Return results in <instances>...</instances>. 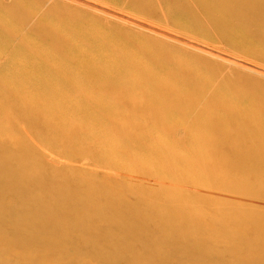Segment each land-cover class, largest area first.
<instances>
[{
  "label": "bare ground",
  "instance_id": "1",
  "mask_svg": "<svg viewBox=\"0 0 264 264\" xmlns=\"http://www.w3.org/2000/svg\"><path fill=\"white\" fill-rule=\"evenodd\" d=\"M39 3L0 10V264H175L159 244H194L187 264H264L263 82L166 69V47L61 8L37 19ZM172 3L165 14L264 59V0Z\"/></svg>",
  "mask_w": 264,
  "mask_h": 264
},
{
  "label": "rangeland",
  "instance_id": "2",
  "mask_svg": "<svg viewBox=\"0 0 264 264\" xmlns=\"http://www.w3.org/2000/svg\"><path fill=\"white\" fill-rule=\"evenodd\" d=\"M15 1L16 0H0L1 12L2 10L3 12L9 11L15 5ZM38 1L42 3L37 4V7H33L30 5L32 8H34V10L33 9L32 10H33V13L36 14L35 17L37 16V19L40 16L43 17L42 14L43 13L45 14L47 12V7L48 9L61 8V9L66 10V12L70 11V12H73L74 14H77V15L79 14V16L83 17L84 19L89 20L90 21L89 23H91L90 25L94 24L93 26H95L98 29L105 30V29L110 28L109 26H111L113 29L122 30L123 33L124 32L126 33V34L124 33V35L127 36L125 37L123 35L119 37L123 41L125 40L127 41L129 37V39L131 40L135 38V41L138 45L142 43H148V42L154 41L158 45L160 44L161 46L166 47L167 48L166 54L164 53L158 54V55H163V56L171 58L169 61L162 60V65L166 69L173 70L175 68L183 72V64H184L183 61L184 62H186L185 60H187L188 62L199 61L202 63L205 62L204 64H207L209 68L211 67L218 68L219 69L218 72L222 73L225 76V78H232V80L241 79V78L243 79L250 78L254 82H259V83L263 82L264 84V64H262L264 62V59H262L260 54H255V53L253 54V52H249L247 49H243L240 47L239 48L232 47L224 43L223 41L219 40V38L215 36L214 34L212 35L204 34L205 32L207 33V31H205L206 29H203L198 24H195V26L193 24L190 25L187 22V20L183 17L177 16V17H180V19L178 18L179 19L178 20L177 17H175L176 15L174 16L175 18H173L172 17L173 14H170V13L168 15L165 14L167 12L176 11L175 8H173L172 0H166V1L165 0H152V1L151 0L149 1L148 0H138V1L136 0L134 3H132L131 0H119V1H116V0H38ZM135 5H139V9L136 8ZM8 8L10 9L8 10ZM153 10L156 11L157 15L148 14L149 12H152ZM39 19H41V17ZM181 19H183L182 22H184V25L181 22ZM34 22L36 23L37 20L34 19ZM185 27H187L189 30H187V28L185 29ZM29 28L30 27H27L28 30ZM208 41H211V42H208ZM131 45H133L131 46V49L134 50V52H131V53H135V54L139 53L137 52L139 51L137 50L139 46L134 45V44H131ZM136 46L138 47L136 48ZM226 46H229L230 48L232 47L231 50L230 48H226ZM125 54H127V52H125ZM261 59H262V62L260 63ZM203 69H205L207 73L205 72L204 73L205 77L202 76V78H205V79L212 78L211 75L208 73L209 70L205 67ZM235 77H238V78H235ZM105 97L111 98L109 94H106ZM178 136L180 137V133H178ZM93 176L95 180L99 182H102V181L104 182L106 180L105 174H103L102 171H95ZM85 186H86L85 184H82L80 187H77L78 191H80L81 193H86ZM64 188L70 189L69 187H64ZM115 189L118 190L119 188H115ZM95 206L96 208H99L102 210L106 208V205L102 198L99 199V203H95ZM117 207H118V204H116L113 208L115 209ZM106 212H108V209H106ZM54 214H55V220H56L55 225L61 227L60 229L61 233L66 232L67 230L74 229L72 228L71 223L68 219V214H65L63 210L59 209ZM110 216H111V213L106 214V217L109 218ZM115 220L116 219H114V221ZM117 222H118V219H117ZM72 225L74 224L72 223ZM97 225H100V223ZM245 235L246 234L244 233V240L246 241L244 243L245 245L244 247L241 246L239 250L245 249L246 251L247 249L246 244L248 245L254 244L253 242L254 237H252L253 235L252 234H247L246 236ZM73 238L78 239V241L79 240L84 241L85 239H89L88 237H84L77 233H75L72 236V239ZM113 240L115 241L121 240L122 242H124V244H130V245L133 244V242H131L130 239L124 238L120 233L115 234ZM87 241L90 242L89 240ZM101 242L94 241V243H96L98 246L102 245ZM104 242H107V241H104ZM193 245L187 246L186 249L183 250L182 245H180V247L177 245L173 248L171 247L168 248L167 246H162L159 244V246H156L157 248L156 251L163 250L164 252H168L169 249H172V252L169 257H172V256L173 257L171 258L170 262L175 263V264H187L189 261H193L195 259L196 252H195ZM65 249L67 251H71L70 247L68 246L65 247ZM120 252L121 254H129V251L127 249H124ZM204 253L208 254L207 256L210 257L211 261L215 257L212 253H209L207 249L206 251H204ZM246 255L243 257L245 260L249 258ZM228 260L232 261V258H229ZM59 262L60 261L53 260V261H45L41 264H60ZM25 264H29V263H25ZM75 264H99V263L90 261L89 259L83 260L81 258L78 261H76ZM213 264H217V263L215 262Z\"/></svg>",
  "mask_w": 264,
  "mask_h": 264
}]
</instances>
